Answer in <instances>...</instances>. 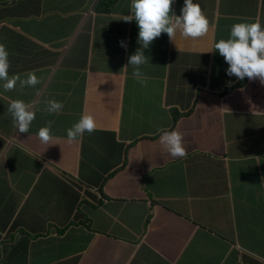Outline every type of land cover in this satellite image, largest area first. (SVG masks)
<instances>
[{
	"label": "crops",
	"instance_id": "obj_1",
	"mask_svg": "<svg viewBox=\"0 0 264 264\" xmlns=\"http://www.w3.org/2000/svg\"><path fill=\"white\" fill-rule=\"evenodd\" d=\"M11 1L0 0V5ZM92 1L25 0L14 7L0 8V44L27 63L51 70L42 85H26V89L15 86L11 96L35 111V124L56 120L58 130L65 135V130L82 113L90 114L94 117L95 132L115 133L117 138L113 142L138 140L128 153L132 161L156 156L163 160L168 153L159 140L152 143L156 128L148 121L159 120L163 113L156 109L152 98H146L156 92L152 81L159 80V87L172 93L194 72L213 77L217 86L201 95L198 118L219 134L213 146L204 149L214 152L216 158L209 166H203L198 159L191 161L195 178L188 191L195 200L192 205L183 203V210L193 215L197 227L182 218L170 220L172 213L155 201L163 195L162 179L155 176L147 180L141 170L139 180L149 183L154 201L150 203L142 197L130 202L128 199L134 198L123 194L125 201L120 204L129 209L140 233L148 237L151 249L146 250V260L150 264H264V83L257 78L251 80L258 86L257 96L248 99L243 122L225 142L221 123L225 111L216 107L224 97L218 95V90L234 83L236 78L225 75L227 65L213 48L215 40L228 37L234 23L259 21L264 25V0H194L207 18L206 33L192 38L177 31L171 41L161 33L164 42H152L144 52L148 60L140 66L139 79L132 75L133 66L127 65V57L132 53L124 54L118 45L117 39L125 33L119 28L115 30L125 15L121 5L112 1L109 13L104 14L93 8ZM181 6L182 0H176L170 7L179 14ZM131 28L126 25L128 31ZM131 40L126 39L127 52L133 50ZM49 99L62 102L58 113L46 111ZM97 114L101 118L95 119ZM70 146L77 150L75 142ZM72 150L61 144L53 155H58L63 165L71 164ZM145 166L152 169L153 161ZM129 187L134 189V183ZM70 198L71 195L64 200L66 205H72ZM4 203L5 199L0 200V205ZM31 211L36 214L27 216L29 224L34 223L33 218L44 223H66L78 218L70 210L51 204H38ZM85 212L97 216L96 211L88 208ZM151 216L154 219L147 224ZM25 231L39 232L36 227H26ZM193 237L190 253L182 257ZM61 240L45 238L36 242L35 248L46 264H66L82 254L83 246L75 250L67 245L50 251ZM85 242L91 250L87 251L84 264H98L89 260L98 256L103 239L95 237L90 243L88 236Z\"/></svg>",
	"mask_w": 264,
	"mask_h": 264
},
{
	"label": "clouds",
	"instance_id": "obj_2",
	"mask_svg": "<svg viewBox=\"0 0 264 264\" xmlns=\"http://www.w3.org/2000/svg\"><path fill=\"white\" fill-rule=\"evenodd\" d=\"M23 1L12 0L0 8L14 7ZM115 1L125 12L122 23L115 29L125 31L122 38L117 39L118 45L124 54L132 53L127 57V65L133 66L132 75L137 79L141 75L140 66L148 60L145 50L152 42H164L160 39L161 33L171 41L177 31L192 38L207 31V18L194 0H182L179 14L170 7L176 0ZM98 2L100 0L92 1L96 10ZM126 25L132 27L130 31ZM129 38L131 42L134 40L132 52L124 49ZM213 48L227 65L225 75L236 78L234 83L220 86L218 90V95L224 97L216 107L225 111L221 123L226 142L230 132L243 122L248 99L257 96L258 86L251 80L257 78L264 83V25L259 21L234 23L228 37L215 40ZM50 71L27 63L22 56L8 52L0 44V200L6 201L0 205V264H46L35 248L36 242L45 238L63 239L50 251H59L67 245L75 250L83 246L82 254L66 264H84L87 251L91 250L85 242L88 236L90 243L95 237L104 242L98 256L90 258V263L150 264L146 260L149 252L146 250L151 249L148 237L140 233L136 219L120 202L125 201L123 194L134 198L128 199L130 202L142 197L150 203L154 201L149 183L139 180L141 170L147 180L155 176L162 179L163 195L155 201L172 213L170 220L182 218L196 226L193 215L183 210V203L192 205L195 200L188 191L189 183L195 178L191 161L198 159L203 166H209L216 158L214 152L204 149L213 146L219 134L198 118L201 95L217 86L214 78L209 76L198 82L184 78L172 93L161 89L159 80L152 81L156 92L146 98H152L156 109L163 113L159 120H148L156 128L151 140L152 143L159 140L168 155L163 160L156 156L132 161L128 153L137 146L138 140L113 142L117 138L115 133L95 132L94 117L90 114L82 113L65 130V135L58 130L56 120L33 123L35 111L24 101L14 100L11 93L15 86L26 89V85H42ZM62 107L60 101L49 99L46 103L48 113H58ZM99 118L97 114L95 119ZM71 142L77 144L76 151L72 150ZM61 144L73 151L71 164L63 165L60 157L53 155ZM148 161H153L152 169L145 166ZM131 183L134 189L129 187ZM69 195L70 206L64 203ZM38 204L70 210L78 218L66 223H44L33 218V224L37 223L29 224L27 216L36 214L31 209ZM85 208L96 211L97 216H89ZM151 219L154 218L149 217L147 224ZM26 227H36L39 232L29 234ZM217 239L224 240L223 237ZM193 243L194 237L182 257L190 253Z\"/></svg>",
	"mask_w": 264,
	"mask_h": 264
},
{
	"label": "trees",
	"instance_id": "obj_3",
	"mask_svg": "<svg viewBox=\"0 0 264 264\" xmlns=\"http://www.w3.org/2000/svg\"><path fill=\"white\" fill-rule=\"evenodd\" d=\"M111 3H112V0H100L97 6L98 11L102 13H109L111 9Z\"/></svg>",
	"mask_w": 264,
	"mask_h": 264
},
{
	"label": "rangeland",
	"instance_id": "obj_4",
	"mask_svg": "<svg viewBox=\"0 0 264 264\" xmlns=\"http://www.w3.org/2000/svg\"><path fill=\"white\" fill-rule=\"evenodd\" d=\"M188 78L192 79L195 82L205 81L206 80V76H202V75L195 74V72L192 73L191 76L188 77Z\"/></svg>",
	"mask_w": 264,
	"mask_h": 264
}]
</instances>
